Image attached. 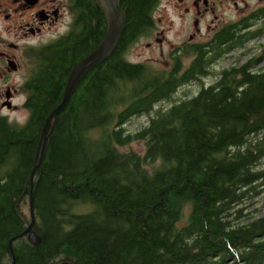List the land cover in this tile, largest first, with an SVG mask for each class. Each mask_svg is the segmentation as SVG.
Segmentation results:
<instances>
[{
	"label": "trees",
	"instance_id": "1",
	"mask_svg": "<svg viewBox=\"0 0 264 264\" xmlns=\"http://www.w3.org/2000/svg\"><path fill=\"white\" fill-rule=\"evenodd\" d=\"M161 1H124L119 45L58 114L33 179L42 240L15 238L14 264H264V209L244 212L264 185V41L239 67L211 63L264 37V6L240 26L226 23L209 58L195 45L192 72L178 75L125 56L155 25ZM80 8V33L77 26L35 51L38 64L23 85L27 119L0 116V264L12 263L11 238L32 219L31 181L14 202L36 163L44 121L73 64L106 31L98 5ZM197 74L216 78L177 95ZM140 114L147 122L129 130ZM135 140L145 141L144 151L124 147Z\"/></svg>",
	"mask_w": 264,
	"mask_h": 264
},
{
	"label": "flooded vegetation",
	"instance_id": "2",
	"mask_svg": "<svg viewBox=\"0 0 264 264\" xmlns=\"http://www.w3.org/2000/svg\"><path fill=\"white\" fill-rule=\"evenodd\" d=\"M119 1L126 12L124 8L125 0ZM172 1L175 2L176 7L179 9V15L186 17L190 23L192 21L194 30L188 32L182 40L171 42L168 37V32L166 31L169 21L167 19L163 20V16L159 18L155 17V25L153 28L148 33L141 35L137 42L146 37L148 38L146 42L148 47H155L156 45L162 47L165 42L170 41L169 59L166 63L164 62V64L159 62V69L166 70L170 73L176 72L178 75H184V73L188 71L190 75L193 61L200 53L198 49H193L194 46L203 43L202 49L204 59L209 58L212 51L215 50L211 43L216 39V34L226 25V23L222 22L223 19L220 18L217 9L225 0H166L165 4L168 5ZM88 2L98 5L102 16H104L106 20V34L109 22L106 11L100 0H0V20L2 21V25H0V116L8 117L9 113L6 110L17 109L21 106L19 102H16V98L21 94L25 96L22 103L24 105L29 95V90L24 89L23 85L33 75L38 64L35 51L55 43L60 38L75 30L77 26L78 33L82 31L79 21L83 11L80 6ZM234 4L236 8H239L238 0H234ZM262 6L264 5L256 9ZM158 7L159 5L157 8ZM251 12L239 16L234 22H237V25L240 26L241 19L251 15ZM209 14H211L212 17L206 24V28L211 31L212 34L209 32L206 39H198L202 30L201 22L204 21ZM260 19H264V15L261 14L259 16V20ZM227 23H229V21ZM254 24L256 25V22L250 25L254 26ZM49 32L51 35L48 37L47 35ZM103 37L99 41H94L93 46L83 56L79 57L73 66L77 61L94 50ZM252 40L253 39L247 40L244 46L238 42L239 45L236 44L229 51L220 53L217 59L211 62L213 69L216 70L217 67L220 66V71L227 66L234 65L239 67L242 63H245L244 61L248 59L250 55L254 54V52H252L254 47L249 49L247 46L248 42ZM188 58H190V60H187ZM224 58H229V61L221 63V59ZM28 60L31 62L30 74L22 81H14L12 74L20 72L22 67L28 64ZM34 60L36 64L33 63ZM13 65H16V67H13ZM96 66L90 71L94 70ZM200 70L201 68L199 67L198 72H200ZM207 76L209 75L197 74L194 78H191L188 82H184L182 85L187 86L196 82L201 84Z\"/></svg>",
	"mask_w": 264,
	"mask_h": 264
},
{
	"label": "rangeland",
	"instance_id": "3",
	"mask_svg": "<svg viewBox=\"0 0 264 264\" xmlns=\"http://www.w3.org/2000/svg\"><path fill=\"white\" fill-rule=\"evenodd\" d=\"M239 1V8H236L234 4V0H225L222 5H220L217 9V13L219 14L220 18L223 19V23H227L228 21H234L239 16H243L244 14L250 13L252 10L256 9L257 7L264 5V0H238ZM166 0H162L159 4V7L157 8L155 12V17L163 16V20L167 19L169 21V25L166 29L168 32V37L170 38L171 42L180 41L182 40L188 32L194 30V26L186 19V17H182L179 15V9L176 7L175 2L172 1L170 4H165ZM166 7V8H165ZM212 17L211 14H209L204 21L201 22V34L199 35L198 39H206L207 34L211 31H209L206 28V24L210 21V18ZM171 23V24H170ZM163 24V23H161ZM191 24V26H190ZM0 25H2V21L0 20ZM212 34V32L210 33ZM51 35V33H48V37ZM13 36V35H12ZM11 36V37H12ZM37 41H40L39 39H36ZM148 38H142L139 42L132 43L126 53L125 56L127 59L132 61H149L153 62L155 66L160 65L159 62L166 63L169 59V49H170V41H167L163 44L161 47L160 45H156L155 47H148L146 45ZM259 41H264V37L261 38H254L252 41H249L247 46L250 48L254 47L252 49V52H255V49L257 45L259 44ZM232 59V57H231ZM187 60H190L188 58ZM229 61V58L221 59V63H226ZM34 64H36L35 60L33 61ZM264 62L261 63L263 65ZM220 66L217 67L216 70H219ZM31 71V62L28 60V64L26 66L22 67L20 72H16L12 74V77L14 78V81H22L26 78L27 75L30 74ZM216 78L214 75L207 76L204 79V83L208 84L209 82L213 81V79ZM200 85L198 82L192 83L191 85H187L185 87H182L177 95L181 96L186 93H195L199 88ZM25 99L24 94H21L18 98H16V102H19L21 106L17 109L12 110H6L9 113L8 118L10 120H16L18 122H24L29 114L28 109L22 104ZM147 114H140L137 116H134L128 123L127 127L129 130H136L143 126L147 120H148ZM127 149L135 148L139 151H144L146 147L145 141L142 140H135L131 144L124 146ZM158 162H155L156 165ZM150 167L152 168L153 165L150 164ZM260 191L258 193H254L251 197L247 199V202L245 203L244 212H260L264 209V185L260 187ZM26 209H28L26 207Z\"/></svg>",
	"mask_w": 264,
	"mask_h": 264
},
{
	"label": "water",
	"instance_id": "4",
	"mask_svg": "<svg viewBox=\"0 0 264 264\" xmlns=\"http://www.w3.org/2000/svg\"><path fill=\"white\" fill-rule=\"evenodd\" d=\"M100 1L108 17L109 24H108L107 32L103 37V39L100 41V43L97 45V47L94 50H92L90 53L85 55L83 58H81L79 61H77V63L72 67L59 103L48 114L42 126L39 143L37 145V151H36V159H37L36 163L33 169L31 170L21 193L14 202V205L16 207L17 200L24 192L28 182L31 181L30 204H31L32 219L31 222H27L26 227L21 232L15 234L11 238V249L13 254V260L11 264H14L15 262V248H14L15 238L20 237L22 235H27L28 238L35 244L40 243L42 240L41 235L37 232L35 228L36 216L34 211L33 189L37 183L33 185V179L37 169L41 166V163L49 149L53 128L57 121L58 114L66 107L74 91L77 89L78 85L82 81L83 77L93 67H95L96 65L107 59L115 51L122 38L126 26V12L122 8L120 1L119 0H100ZM13 67H16V65H13ZM57 264H76V263L72 260L66 259L60 261Z\"/></svg>",
	"mask_w": 264,
	"mask_h": 264
}]
</instances>
